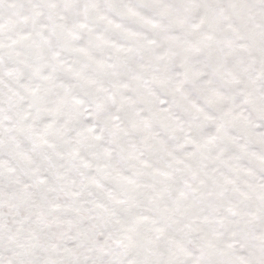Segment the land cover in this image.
I'll use <instances>...</instances> for the list:
<instances>
[{"label": "snow or ice", "instance_id": "obj_1", "mask_svg": "<svg viewBox=\"0 0 264 264\" xmlns=\"http://www.w3.org/2000/svg\"><path fill=\"white\" fill-rule=\"evenodd\" d=\"M0 264H264V0H0Z\"/></svg>", "mask_w": 264, "mask_h": 264}]
</instances>
